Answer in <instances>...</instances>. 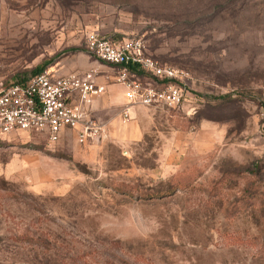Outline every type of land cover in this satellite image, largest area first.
Segmentation results:
<instances>
[{
    "label": "rangeland",
    "instance_id": "obj_1",
    "mask_svg": "<svg viewBox=\"0 0 264 264\" xmlns=\"http://www.w3.org/2000/svg\"><path fill=\"white\" fill-rule=\"evenodd\" d=\"M88 33L141 40L196 110L101 103L96 145L0 138V264H264V0H0V82L119 86Z\"/></svg>",
    "mask_w": 264,
    "mask_h": 264
},
{
    "label": "built area",
    "instance_id": "obj_2",
    "mask_svg": "<svg viewBox=\"0 0 264 264\" xmlns=\"http://www.w3.org/2000/svg\"><path fill=\"white\" fill-rule=\"evenodd\" d=\"M85 45L88 54L114 70L126 100L125 117L131 107L196 110V97L185 86L187 74L145 55L141 40L117 41L88 33ZM131 66L142 70L150 81L131 75ZM104 92L105 86L97 83L93 72L57 76L43 70L22 82H0V138L32 131L46 135L48 144H56L70 131L80 145L99 144L104 127L92 117L91 106Z\"/></svg>",
    "mask_w": 264,
    "mask_h": 264
},
{
    "label": "crops",
    "instance_id": "obj_3",
    "mask_svg": "<svg viewBox=\"0 0 264 264\" xmlns=\"http://www.w3.org/2000/svg\"><path fill=\"white\" fill-rule=\"evenodd\" d=\"M100 35H102V34H100ZM104 36H106V35H104ZM106 37H108V36H106ZM108 38H110V37H108ZM113 40H115V39H113ZM120 40H117V41H120ZM57 76H64V75H57ZM107 87H108V90L106 92ZM107 87L105 86L104 94L105 93L106 94L101 99V101H99L100 100L99 98L102 95L98 99L96 98L93 101L92 106H91V112H92L93 108L96 110H99L101 103L103 104L104 109H106L105 107H108L109 109H115L116 106H120V105L121 106L124 105L123 107H125L126 100H125L124 95H123V88L120 86H117V85H110ZM124 100H125V102H124ZM68 132H70V131H68ZM68 132H66V133H68ZM66 133H64V134H66Z\"/></svg>",
    "mask_w": 264,
    "mask_h": 264
},
{
    "label": "trees",
    "instance_id": "obj_4",
    "mask_svg": "<svg viewBox=\"0 0 264 264\" xmlns=\"http://www.w3.org/2000/svg\"><path fill=\"white\" fill-rule=\"evenodd\" d=\"M113 40V38H111ZM44 67L45 66H38L37 68H35L32 72V76L37 74V73H40L41 71L44 70ZM128 72L131 74V75H134L136 78L140 79L142 82L146 79L147 74H145L142 70H140L139 68L137 67H134V66H131L128 68ZM26 79H18V80H15L14 82H22ZM167 192H165V194H167Z\"/></svg>",
    "mask_w": 264,
    "mask_h": 264
}]
</instances>
